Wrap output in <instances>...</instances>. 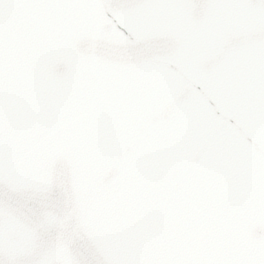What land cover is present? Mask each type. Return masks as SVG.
Returning <instances> with one entry per match:
<instances>
[{
	"label": "snow or ice",
	"instance_id": "obj_1",
	"mask_svg": "<svg viewBox=\"0 0 264 264\" xmlns=\"http://www.w3.org/2000/svg\"><path fill=\"white\" fill-rule=\"evenodd\" d=\"M0 264H264V0H0Z\"/></svg>",
	"mask_w": 264,
	"mask_h": 264
}]
</instances>
